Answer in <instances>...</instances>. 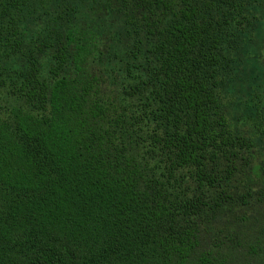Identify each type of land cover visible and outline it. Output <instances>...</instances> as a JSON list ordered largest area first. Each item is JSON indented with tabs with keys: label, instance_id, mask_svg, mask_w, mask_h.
I'll return each mask as SVG.
<instances>
[{
	"label": "trees",
	"instance_id": "obj_1",
	"mask_svg": "<svg viewBox=\"0 0 264 264\" xmlns=\"http://www.w3.org/2000/svg\"><path fill=\"white\" fill-rule=\"evenodd\" d=\"M262 9L0 0V264H264V91L235 74Z\"/></svg>",
	"mask_w": 264,
	"mask_h": 264
},
{
	"label": "rangeland",
	"instance_id": "obj_2",
	"mask_svg": "<svg viewBox=\"0 0 264 264\" xmlns=\"http://www.w3.org/2000/svg\"><path fill=\"white\" fill-rule=\"evenodd\" d=\"M262 25L257 32H253L251 35V45L248 47L245 53L241 50L237 54L240 62L235 68V74H238L243 82L245 80L249 81L252 88L257 92L264 91V10H261ZM122 19L119 16L113 14H106L103 17L97 19L93 22L95 26H100L101 36L100 40L103 43V55L102 58L105 60V71H109L114 64L108 62V57L115 54V65L123 68V65L129 61L127 49L130 47V39L126 34V29L124 24L119 20ZM133 74L138 75L139 70L132 67ZM135 75V76H136ZM132 79L126 80V83L136 80L134 76ZM124 79V73L120 74V79ZM108 88V93L113 94L116 89H118V80L115 81ZM109 83V80H108ZM246 90V88L244 87ZM113 92V93H112ZM238 101V100H237ZM240 103L237 104L234 112L239 113Z\"/></svg>",
	"mask_w": 264,
	"mask_h": 264
}]
</instances>
